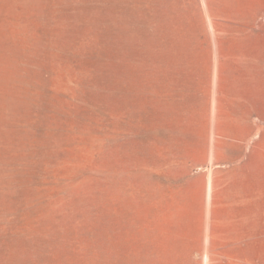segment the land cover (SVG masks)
Returning <instances> with one entry per match:
<instances>
[{
  "label": "rangeland",
  "instance_id": "374dc122",
  "mask_svg": "<svg viewBox=\"0 0 264 264\" xmlns=\"http://www.w3.org/2000/svg\"><path fill=\"white\" fill-rule=\"evenodd\" d=\"M0 264H264V0H0Z\"/></svg>",
  "mask_w": 264,
  "mask_h": 264
},
{
  "label": "bare ground",
  "instance_id": "6f19581e",
  "mask_svg": "<svg viewBox=\"0 0 264 264\" xmlns=\"http://www.w3.org/2000/svg\"><path fill=\"white\" fill-rule=\"evenodd\" d=\"M217 60V59H216ZM217 62V61H216ZM216 68H217V66H216ZM216 77V76H215Z\"/></svg>",
  "mask_w": 264,
  "mask_h": 264
}]
</instances>
